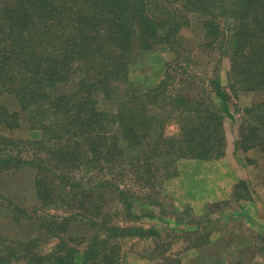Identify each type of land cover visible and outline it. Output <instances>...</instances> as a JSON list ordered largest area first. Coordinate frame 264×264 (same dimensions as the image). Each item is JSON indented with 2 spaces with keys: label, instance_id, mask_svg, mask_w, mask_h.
Returning a JSON list of instances; mask_svg holds the SVG:
<instances>
[{
  "label": "trees",
  "instance_id": "16d2710c",
  "mask_svg": "<svg viewBox=\"0 0 264 264\" xmlns=\"http://www.w3.org/2000/svg\"><path fill=\"white\" fill-rule=\"evenodd\" d=\"M192 19L204 36L200 55L219 53L206 87L196 88L190 79L196 74L178 82L171 71L172 64L184 69L180 37ZM138 51L177 57L141 91L128 88V66ZM221 54L230 61L231 94L264 92V0H0V175L32 172L40 208L30 211L0 195L8 225L38 232L32 239L6 236L0 226V264H118L120 239L157 235L106 216L131 217L133 204L149 202L130 180L154 190L178 176V160L223 156L221 112L228 114L231 96L218 77ZM74 79V89L63 91ZM4 94L15 96L40 140L4 133L21 123L19 113L1 104ZM103 97L115 102L114 111L101 110ZM244 114L234 150L264 155V101ZM171 120L177 136L166 134ZM238 185L245 195L236 200L251 201L245 182ZM110 201L115 208L107 207ZM52 205L66 213L44 211ZM80 219L89 231L71 237ZM45 238L56 239L46 251L39 247Z\"/></svg>",
  "mask_w": 264,
  "mask_h": 264
},
{
  "label": "rangeland",
  "instance_id": "374dc122",
  "mask_svg": "<svg viewBox=\"0 0 264 264\" xmlns=\"http://www.w3.org/2000/svg\"><path fill=\"white\" fill-rule=\"evenodd\" d=\"M191 21L190 27L181 31L178 50L185 59L180 61L184 69L172 64L171 71L177 75L178 82L185 80L186 75L196 74L190 77L196 88L198 85L206 87V79L216 75L214 66L219 53L207 58L200 55V45L204 36L201 33V25L193 19ZM176 59V55L167 52L165 54L148 52L144 56L141 52H136L128 66L130 76L128 88L135 87L137 91L148 89L162 78L165 62L173 60L175 62ZM219 60L221 64L218 77L231 96L228 114L232 113L234 116L232 120L224 111L221 112L224 117V154L219 159L203 162L178 160L176 164L178 176L157 185L154 190L152 188L142 190L139 183L134 180L128 182L133 192L149 202L133 204L131 217L126 213L106 217L122 227L133 225L154 229L157 235L147 237L137 233L120 239L118 264H161L162 261L165 264H176L177 261L178 264H264V249L261 250L264 247V238L258 232L262 230L260 224L256 223L260 216L263 222L264 214V197L262 198L264 155L256 150L246 153L234 150L245 109L253 103L264 101V92L231 94L227 79L230 65L228 54H221ZM183 70L187 72L184 73ZM76 83L74 79L63 83L61 88H64L65 92L72 91ZM1 104L10 113H19L21 117L20 127L3 130L6 135L19 140L41 139V131L30 129L24 121L21 106L15 96L4 94L1 97ZM114 105L115 102L111 99L104 97L99 99L98 106L103 111H114ZM176 121L171 120L166 125L167 135H178L179 126ZM130 176L132 178L133 175ZM127 181L125 179L126 183ZM240 181L248 186L251 201L236 200L238 195H245L243 188L238 185ZM31 182L32 172L29 170H22L16 174H2L0 195L7 196L5 200L12 199L21 204L22 208L33 211L39 203L33 195ZM1 202L4 205L3 199ZM115 206L118 207L117 204ZM107 207L113 208V202L110 201ZM44 211L60 216L66 213L63 208L55 205H52V209L44 208ZM7 213L8 211L4 209L0 212V226L4 235L17 234L19 238L29 236L30 239L38 235V232L31 228L19 229L12 224L8 225L11 218ZM81 221L84 220L72 223L73 233L71 231L69 233L71 237L82 233L83 229L89 231L86 221ZM42 241L39 247L46 251L56 239L45 238Z\"/></svg>",
  "mask_w": 264,
  "mask_h": 264
},
{
  "label": "crops",
  "instance_id": "0c3cea01",
  "mask_svg": "<svg viewBox=\"0 0 264 264\" xmlns=\"http://www.w3.org/2000/svg\"><path fill=\"white\" fill-rule=\"evenodd\" d=\"M252 185L254 186V184H252ZM263 194H264V193H263ZM263 197H264V196H262V198H263ZM259 216H260V215H259ZM260 217H261V216H260ZM260 217H259V220H260ZM259 220L256 221V223H257V224H260L259 227H261L262 230H259L258 232H259V233L261 234V236L264 238V227H263V225H264V223H263V222H264V214H263V222L260 220L261 223H259Z\"/></svg>",
  "mask_w": 264,
  "mask_h": 264
}]
</instances>
